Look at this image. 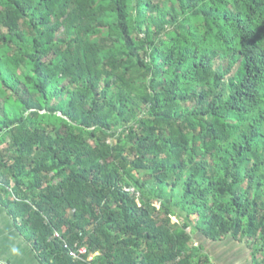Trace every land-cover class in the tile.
<instances>
[{"label": "trees", "instance_id": "obj_1", "mask_svg": "<svg viewBox=\"0 0 264 264\" xmlns=\"http://www.w3.org/2000/svg\"><path fill=\"white\" fill-rule=\"evenodd\" d=\"M0 205L42 264H264V0H0Z\"/></svg>", "mask_w": 264, "mask_h": 264}, {"label": "crops", "instance_id": "obj_2", "mask_svg": "<svg viewBox=\"0 0 264 264\" xmlns=\"http://www.w3.org/2000/svg\"><path fill=\"white\" fill-rule=\"evenodd\" d=\"M194 245L205 247L213 264H253L251 250L243 241L228 237L213 242L194 235ZM0 261L7 264H42L32 246L19 232L7 210L0 205Z\"/></svg>", "mask_w": 264, "mask_h": 264}, {"label": "built area", "instance_id": "obj_3", "mask_svg": "<svg viewBox=\"0 0 264 264\" xmlns=\"http://www.w3.org/2000/svg\"><path fill=\"white\" fill-rule=\"evenodd\" d=\"M56 238H60L59 234H56ZM66 249L69 250V255L71 258H73L74 260H79V261H83L85 259V257L88 256V251L86 248H74L71 249L68 245L65 246ZM93 257L90 258L89 260L92 261ZM0 264H7L4 262L0 261Z\"/></svg>", "mask_w": 264, "mask_h": 264}, {"label": "rangeland", "instance_id": "obj_4", "mask_svg": "<svg viewBox=\"0 0 264 264\" xmlns=\"http://www.w3.org/2000/svg\"><path fill=\"white\" fill-rule=\"evenodd\" d=\"M174 221H175V222H177V221H178V219H177V218H174Z\"/></svg>", "mask_w": 264, "mask_h": 264}]
</instances>
